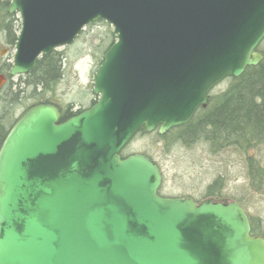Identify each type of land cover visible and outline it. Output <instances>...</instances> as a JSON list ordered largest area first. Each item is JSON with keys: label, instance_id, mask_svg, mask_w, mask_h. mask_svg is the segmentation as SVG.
<instances>
[{"label": "water", "instance_id": "95a60500", "mask_svg": "<svg viewBox=\"0 0 264 264\" xmlns=\"http://www.w3.org/2000/svg\"><path fill=\"white\" fill-rule=\"evenodd\" d=\"M7 12L21 20L12 79L97 22L116 42L91 108L60 123L59 108L36 106L5 138L0 264H264L239 203L163 198L158 165L121 156L141 129L188 124L214 88L263 61L264 0H12Z\"/></svg>", "mask_w": 264, "mask_h": 264}, {"label": "trees", "instance_id": "16d2710c", "mask_svg": "<svg viewBox=\"0 0 264 264\" xmlns=\"http://www.w3.org/2000/svg\"><path fill=\"white\" fill-rule=\"evenodd\" d=\"M10 3L11 0H0V44L15 50L21 28L17 16L9 15L7 12ZM100 23L104 22L94 25ZM115 41L110 31L101 38L95 48L98 68L103 62L105 53ZM258 51L264 56V49L259 47ZM64 60L65 55L56 50L40 58L32 72L16 79L8 76L11 64L0 66V73L8 78L7 84L0 90V149L16 122L36 106L44 104L57 106L62 112L60 123L86 110L74 111V105L62 109L56 104V88L65 73ZM228 80L230 81L228 89L219 95H212V91L208 96L206 107L200 108L188 124L175 128L163 136L159 135L158 131L147 133L143 128L137 136L152 137L155 143H164L167 149L172 145L191 147L204 143L212 153L234 149L246 154L264 147V59L258 66L248 67L238 79ZM23 102L25 110L20 118L13 119L15 106ZM96 102L93 101L92 106ZM127 147L121 153L123 159L133 155H127ZM144 155L153 160L152 156ZM248 174L252 184H256V188L264 187V165L248 158ZM219 183L220 179L209 187L208 198H223L221 193H214ZM163 190L162 186L159 195L166 198ZM250 220L252 235H264L263 232L258 231L254 220Z\"/></svg>", "mask_w": 264, "mask_h": 264}, {"label": "rangeland", "instance_id": "374dc122", "mask_svg": "<svg viewBox=\"0 0 264 264\" xmlns=\"http://www.w3.org/2000/svg\"><path fill=\"white\" fill-rule=\"evenodd\" d=\"M14 15L20 20L19 14ZM108 31L113 32L112 26L93 24L82 32L74 44L58 50L65 55V73L55 95L56 104L62 109L68 105H74V111L88 109L93 101L98 100L92 93L93 78L98 69L95 48ZM260 48L264 49V41ZM14 54L15 50L0 44V66L7 63L12 67ZM229 85L230 81L225 80L213 90L212 95L225 92ZM24 110V102L16 105L13 119L20 118ZM126 151L127 155L152 156L162 172L163 195L166 198H191L202 202L209 196V187L220 179L214 193H221L222 199H228L225 201L242 204L258 231L264 233V187L256 188L248 174V158L264 165V147L246 154L234 149L212 153L204 143L191 147L172 145L167 149L164 143H155L152 137L136 136Z\"/></svg>", "mask_w": 264, "mask_h": 264}, {"label": "flooded vegetation", "instance_id": "af4514ba", "mask_svg": "<svg viewBox=\"0 0 264 264\" xmlns=\"http://www.w3.org/2000/svg\"><path fill=\"white\" fill-rule=\"evenodd\" d=\"M217 199V197L215 198V197H210V198H207V199ZM218 199H220V198H218ZM222 200H228V199H222ZM196 202H198V201H196ZM242 205V204H241ZM242 207H243V205H242ZM244 208V207H243ZM262 232V231H261ZM260 232V233H261ZM258 236H261V237H263L264 238V235H258Z\"/></svg>", "mask_w": 264, "mask_h": 264}]
</instances>
